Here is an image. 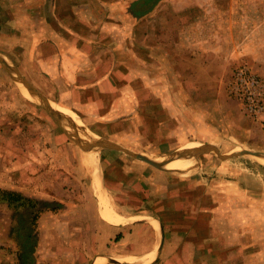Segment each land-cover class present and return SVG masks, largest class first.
<instances>
[{"label": "rangeland", "instance_id": "374dc122", "mask_svg": "<svg viewBox=\"0 0 264 264\" xmlns=\"http://www.w3.org/2000/svg\"><path fill=\"white\" fill-rule=\"evenodd\" d=\"M79 1L92 12L97 46H112L113 57L107 52L97 60L106 56L108 69L114 61L115 83L123 85L122 90L103 91L97 95L99 102L89 106L87 93L58 89V81L21 72L22 52L2 36L0 264H19L13 231L17 209L10 204L17 207L21 199L28 206L36 203L41 211L36 227L37 264H88L80 260L89 251L88 240L97 239L90 233L98 231H90V224L99 210L91 170L85 163L88 154L97 157L100 170L101 158L118 163L113 174L106 172L108 178H123L122 167L146 178L140 187L137 179L131 180L133 187L122 188L118 181L108 186L111 204L123 215L141 207L153 209L166 220L179 219L181 210L194 212L197 191L211 183L216 194L232 193L233 182H240L239 189L252 196L264 194V162L235 155L242 151L264 154V121L261 125L248 118L226 87L239 65L264 78V0H152L143 8L144 0ZM58 2L68 4L69 0ZM6 16L0 7L3 34L12 28L3 26ZM105 22L110 25L107 30ZM13 67L18 73L9 71ZM115 97L128 105L121 118L112 120L105 112ZM156 113L174 120L158 124ZM105 141L159 162L183 146L213 147L219 152L193 157L192 174L179 175L123 152L81 147ZM194 187L199 188L187 192ZM138 192L149 199V208L142 207ZM73 238H81L84 248H77Z\"/></svg>", "mask_w": 264, "mask_h": 264}, {"label": "crops", "instance_id": "0c3cea01", "mask_svg": "<svg viewBox=\"0 0 264 264\" xmlns=\"http://www.w3.org/2000/svg\"><path fill=\"white\" fill-rule=\"evenodd\" d=\"M58 1L0 0L2 12L7 15L3 26L12 27L9 34L0 32L3 34H0V40L2 36L10 38L16 49L22 52L19 63L21 72L42 74L47 82L58 81L61 84L57 86L58 89L67 88L87 93L85 104L93 106L99 102L97 95L123 86L115 83L114 61L109 62L108 69L106 56L104 60H97L99 54L103 56L107 52H111L113 57V49L112 46L105 47V44H101L105 48L97 46L99 38L95 34L96 24L92 21V12L82 2L69 0L67 4ZM4 3H7L5 8ZM104 26L107 30L110 25L105 22ZM156 51L157 49L155 54L158 55ZM194 53L195 51L192 54ZM118 97L111 99L112 107L105 112L108 118L112 116V120L121 118L128 105L119 102ZM193 103L192 101L191 104ZM154 120L161 124L172 122L174 118L170 120L169 117L156 113ZM137 133L140 135L141 131L138 130ZM161 135L165 136L163 133ZM191 148L198 147L183 146L172 152ZM100 163L103 168L100 170L102 188L107 195L108 186L118 185L117 181L124 188L134 186L131 184L132 179H137L138 187L146 180L144 175L139 177L130 174L132 168L122 166L123 178H108L106 172L113 174V168L118 163L106 162L103 158ZM211 184L207 189L197 191L199 199L193 208L194 212L181 210L178 212L180 216L177 215L179 219L173 216V221L166 220L153 209L139 210L140 207L127 215L119 213L125 219L122 224L114 225L104 220L99 210L96 211L90 231L94 228L98 232L90 234L97 239L95 238V242L91 238L88 240L86 246L89 251L80 263L87 261L88 264H94L100 259L103 260L101 264H142L143 257L152 253L154 259L149 264H264V194L252 196L239 189L240 182L232 183V193L216 194L214 192L217 189ZM197 188L187 192L193 193ZM91 189L93 190L92 182ZM127 194L134 196L132 192ZM136 195L143 202L142 207L149 208V199H144L146 195L141 192ZM96 201L98 202L97 198ZM151 220L157 222L158 232L151 226ZM83 232L85 233L84 230ZM73 239L77 248H84L81 238ZM79 241H82V245Z\"/></svg>", "mask_w": 264, "mask_h": 264}, {"label": "built area", "instance_id": "2783aa9c", "mask_svg": "<svg viewBox=\"0 0 264 264\" xmlns=\"http://www.w3.org/2000/svg\"><path fill=\"white\" fill-rule=\"evenodd\" d=\"M228 95L237 101L244 114L263 125L264 78L246 65H239L227 83Z\"/></svg>", "mask_w": 264, "mask_h": 264}, {"label": "bare ground", "instance_id": "6f19581e", "mask_svg": "<svg viewBox=\"0 0 264 264\" xmlns=\"http://www.w3.org/2000/svg\"><path fill=\"white\" fill-rule=\"evenodd\" d=\"M73 119L79 125V121L76 120L74 117H73ZM69 128L71 129L73 127H69ZM71 130H74V129H71ZM261 161H262V163L264 162V160H261ZM85 163L91 170L92 187H93L95 196L98 200L100 216L104 220H106L109 223H112L114 225L122 224L125 218L123 216H121L119 213H117L114 206L110 202V199L106 193V190H104L102 188L100 168H99V163H98L97 157L93 156L92 154L91 155L88 154V156H86V158H85ZM193 165H194V160H191V161H173L171 163H168L164 168L167 170H170V171L177 172V174H183V173L187 172V174L191 175L192 174L191 169L193 167H195ZM189 170H191V171H189ZM150 223H151V226H153L155 228V230L158 232L159 229H158L157 222L154 220H151ZM153 259H154V254H152V253L148 254L145 257H143L142 264H149ZM102 261L103 260L98 259L96 262H94V264H101Z\"/></svg>", "mask_w": 264, "mask_h": 264}, {"label": "trees", "instance_id": "16d2710c", "mask_svg": "<svg viewBox=\"0 0 264 264\" xmlns=\"http://www.w3.org/2000/svg\"><path fill=\"white\" fill-rule=\"evenodd\" d=\"M152 0H144L140 8L146 7L143 5L151 2ZM16 211L15 219L16 225L13 228L14 237L18 244V262L19 264H37L35 259V252L37 248V220L41 211L38 210L36 203L31 206L26 205L24 200L19 201V205L15 207L14 203L11 202ZM119 238V236H117ZM117 238V239H118Z\"/></svg>", "mask_w": 264, "mask_h": 264}, {"label": "water", "instance_id": "95a60500", "mask_svg": "<svg viewBox=\"0 0 264 264\" xmlns=\"http://www.w3.org/2000/svg\"><path fill=\"white\" fill-rule=\"evenodd\" d=\"M0 62L5 65V61H3V59L1 57H0ZM9 71L18 73V71L15 68L13 70L11 69ZM24 83L28 89H30L32 91L34 90L33 87H31L27 82L24 81ZM81 147L82 148L84 147L83 148L84 150H92L94 147H102V148H106V149H112L115 151L123 152L126 155H129V156L133 157L134 159L140 160L142 162H145L148 165H151L152 167H154L156 169L166 170V171H170V170H167L164 167L168 163H171L175 160L192 159L193 157L197 158V156L205 154V153L208 154V153L216 152L218 154V152H219L216 148H213V147H205V148L198 147V148H194V149H190V150L186 149V150H182V151H177V152L173 153L169 158H166L163 162H159V161H155L151 158H148L144 155L133 153V152H131V151L119 146V145H115V144H112V143H109L106 141L105 142H98L95 144V146L87 145L86 148H85V146H81ZM235 155L249 156V157H252L255 159L264 160V154H260V153H256V152H252V151H242V152L237 153ZM223 158H225V157H223ZM170 172L177 173L174 171H170Z\"/></svg>", "mask_w": 264, "mask_h": 264}]
</instances>
